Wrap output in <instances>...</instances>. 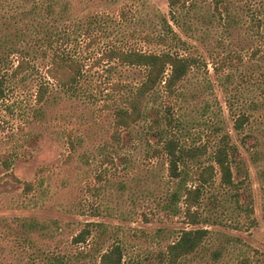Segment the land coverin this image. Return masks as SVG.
<instances>
[{
  "label": "rangeland",
  "instance_id": "374dc122",
  "mask_svg": "<svg viewBox=\"0 0 264 264\" xmlns=\"http://www.w3.org/2000/svg\"><path fill=\"white\" fill-rule=\"evenodd\" d=\"M67 1L64 26L78 38L87 64L82 85L92 96H71L50 83L47 101L38 104L35 75L8 86L0 104V264H99L114 244L123 249V264H165L167 246L193 229L207 230L206 239L179 264H264V0H219L217 9L215 0H190L177 23L169 0ZM17 12L13 0H0V40L14 35L3 20ZM93 17L97 43L87 50L83 30ZM165 21L199 61L180 84L172 112L183 125L176 132L180 145L207 147L209 164L219 137L228 133L236 148L233 172L251 214L236 207L235 190L223 187L220 176L198 210L208 224H187L183 199L170 201L178 184L154 136L164 124L162 92L150 101L146 122L124 134L120 145L110 139L111 85L135 86L144 70L89 67L109 42L160 52L164 48L141 38L162 33ZM255 50L260 58H252ZM229 56L238 58L233 69L223 64ZM240 112L250 116L243 133L234 129ZM90 224L99 227L90 226L87 241L75 243Z\"/></svg>",
  "mask_w": 264,
  "mask_h": 264
},
{
  "label": "trees",
  "instance_id": "16d2710c",
  "mask_svg": "<svg viewBox=\"0 0 264 264\" xmlns=\"http://www.w3.org/2000/svg\"><path fill=\"white\" fill-rule=\"evenodd\" d=\"M18 12L16 16L4 18L3 26L7 31L13 29L14 35H4L0 40V104L6 97L8 86L12 82H23L28 75H35L39 79L36 92V102L45 104L49 97L50 83L65 94L76 96L82 91L92 96V90L82 85L86 80V62L79 55L78 38L67 35L65 24L68 21L71 8L67 0H13ZM190 0H169L170 16L173 23H177L178 14L187 8ZM216 9L220 4L215 0ZM124 17L123 13L118 16ZM12 18V19H11ZM98 18L93 17L85 30L87 42L85 48L91 49L97 43L92 25ZM64 23V24H63ZM142 41L164 48L160 52L144 51L141 48L111 46L105 44L95 56L92 66L112 63L122 67L140 68L144 70L143 79L135 86L124 82L111 85V94L108 97L111 105L112 133L111 141L120 145L123 135L133 128L146 122L150 101L156 99L160 92L164 95L163 122L154 131V136L160 141V151L165 157L169 177L178 184L170 201L178 204L182 199L187 224L196 226L208 224L207 220L198 213L201 207L205 190L214 185L218 176L223 187L234 189L233 200L236 207L244 213L251 214L252 208L247 205V197L239 193L241 182L236 181L233 172V163L236 148L230 142L228 133L219 137L210 163L205 164L204 157L208 150L204 146L182 147L176 136L178 128L183 125L172 116L177 100L182 97L179 92L180 84L186 79L193 68L198 66V59L189 53V48L183 42L172 26L165 21V30L158 35L146 34ZM14 41V42H13ZM10 46L12 48H10ZM258 50L252 58H260ZM238 58L229 56L223 61L224 67L235 68L233 64ZM222 64V65H223ZM229 109L232 104L229 100ZM254 110L260 109L254 104ZM232 113V112H231ZM234 129L243 133L250 122L246 112L234 115ZM264 119V116H263ZM0 129L2 122L0 121ZM73 150L75 145L69 141ZM159 152V151H158ZM6 165V160L3 161ZM26 190H32V184H25ZM243 203V204H242ZM243 205V206H240ZM90 224L75 239V243H85L91 235ZM207 230H184L175 242L167 246L165 264H179L186 257L193 255L203 244ZM123 249L119 245H112L105 250L99 264H123Z\"/></svg>",
  "mask_w": 264,
  "mask_h": 264
}]
</instances>
